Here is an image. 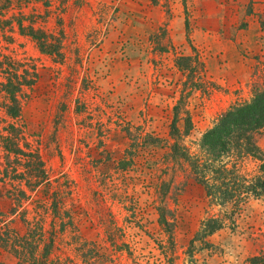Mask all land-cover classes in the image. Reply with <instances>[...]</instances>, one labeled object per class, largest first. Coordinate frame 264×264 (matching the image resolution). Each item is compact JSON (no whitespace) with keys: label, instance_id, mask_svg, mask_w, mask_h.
I'll use <instances>...</instances> for the list:
<instances>
[{"label":"rangeland","instance_id":"374dc122","mask_svg":"<svg viewBox=\"0 0 264 264\" xmlns=\"http://www.w3.org/2000/svg\"><path fill=\"white\" fill-rule=\"evenodd\" d=\"M19 11L39 14L37 25L55 34L63 26L65 59L59 62L40 52L13 22L15 41H1L10 54L31 58L41 78L20 118L6 122L19 129L21 147L26 149L27 142L39 150L45 169L58 179L53 185L63 195L72 189L65 205L72 200L78 207L75 224L83 237L74 241L72 226L62 231L50 200L40 201L45 183L32 192L24 180H10L27 190L28 217L43 226L39 255L53 230L58 234L49 264L94 263L95 258L82 259L94 241L109 258L102 256L94 264H252L250 257L264 253V198L248 195L242 203H210L182 164L164 167L161 145L140 143L146 133L159 140L168 137L185 79L173 58L175 52L191 54V44L205 63L206 77L204 86L186 98L191 127L182 142L192 154H204L203 132L229 105L248 100L253 84L264 78V0H52L50 7L40 0H12L5 17ZM162 26L167 34L159 39ZM168 36L176 44L174 53L153 48L156 37L167 42ZM99 124L103 144L117 153L115 160L101 164L96 162ZM256 141L264 152V128ZM122 158L131 161L123 170L117 168ZM154 160L156 168L148 172ZM260 163L250 155L228 160L248 178L259 172ZM5 164L0 141V170ZM63 174L72 181L69 187L62 184ZM162 182L169 184L161 203L173 221L171 235L158 222L155 185ZM10 189L0 184V194ZM210 217L220 227L209 233L205 223ZM116 227L125 232L120 240ZM84 239L88 244L82 245ZM16 263L0 248V264Z\"/></svg>","mask_w":264,"mask_h":264},{"label":"trees","instance_id":"16d2710c","mask_svg":"<svg viewBox=\"0 0 264 264\" xmlns=\"http://www.w3.org/2000/svg\"><path fill=\"white\" fill-rule=\"evenodd\" d=\"M40 1H43L46 7H50L52 4V0ZM11 8L12 0H0V124L6 122L7 119L15 121V119L20 118L24 103L34 96V87L41 78L38 66L31 58H18L10 54L7 45H3L1 39L5 40L7 44H13L15 41L13 22L17 26L18 34L29 36L36 43L35 45L40 52L51 55L54 60L59 62H63L65 59V53L62 49L65 44L66 32L63 26L59 29L58 34H55L48 27L37 25V19L42 16L39 14L28 16L22 11H19V15L12 14L11 19H7L5 15ZM49 13L48 10L46 18ZM46 18L43 21H46ZM159 31V39H163L167 34V29L162 26ZM186 39L188 42L191 41L188 35ZM153 44V48L161 53L168 50H172L173 53L175 51L176 44L172 42L169 36L167 42H162L156 37ZM189 46L192 51L191 54H177L175 52L173 58L175 65L185 75V79L179 90V97L172 108V119L168 124V137L159 140L146 133L145 138L140 143L144 146L158 147L161 145L159 148L163 151V156L159 159H161L164 167L165 165L168 167L170 162L182 164L185 170L189 171V176L203 187L205 196L208 197L210 203L223 204L227 201L242 203L248 195L264 198V152L256 141V134L264 128V78L253 84L252 96L248 100L236 101L231 106L229 105L217 115L212 124L203 132L201 147L204 154L202 156L192 154L182 142V138L191 127L190 113L185 107L186 98L193 89L204 86L206 67L195 48L191 44ZM180 122L182 123L181 127L179 126ZM101 126L102 124L98 126V137H100L99 157L96 158L98 164L117 158V153L111 150L109 145L103 144L104 131ZM18 130L13 122H6L0 126V141L3 158L5 157L6 160L5 166L0 170V184L4 187L7 185L12 187L4 193L1 190L0 194V203L3 205L0 209V248L16 259V264H49L54 261L51 254L56 248L55 239L58 232L52 231L49 242L44 246L42 254L39 255L37 251L41 242L44 241L43 226L41 223H34L28 217V210L24 204L29 198L27 190L19 186L21 183L15 185L10 180H24L32 192L38 191V186L45 183L48 188L45 187L46 193L40 201H43L45 197L47 202L50 200L48 206L54 213V218L59 219L61 230L64 231L68 226H72L77 234L74 236V241L79 239L82 242L83 237L79 232V226L75 224L74 212L79 209L72 200L67 202L69 206L65 205V199L69 198V196L66 197V194H73L72 189L70 188L71 192L66 190V194L63 195V192L61 193L59 188L53 185L52 182H57L58 179L52 178L50 172L45 169L44 159L38 149L32 148L31 144H27V142H24L26 149L21 147L17 139ZM245 155L256 157L261 161L258 168L259 172L251 178L241 175L236 165L228 164L229 158L236 157L239 159ZM157 161L154 160L149 165L148 172L153 166L155 167ZM129 164L125 158H122L119 160L117 168L123 170ZM62 177L64 179L62 184L69 187L72 184L71 179L66 174H63ZM168 185L165 182L155 185L159 200L156 210L159 214V225L171 235L173 221L168 220L165 215L168 211L163 207L165 204L161 203L164 196L167 195ZM36 203H39V199L36 200ZM39 207L37 204L35 208L37 214ZM61 208L62 214H60ZM12 216L14 217L10 218ZM98 222L100 223V220ZM205 226L210 233L218 229L220 224L215 217H210ZM23 227L26 231L21 233L20 230ZM116 229L120 233L118 239L120 240L124 237L125 232L123 228L116 227ZM106 232L108 237H111L108 230ZM84 244H88V242L85 240L82 245ZM90 244L93 248L91 253H82L83 262H88L91 258H95L96 262L105 256V253L99 251L101 248L97 249L98 243L96 241ZM124 245L129 246L128 244ZM118 249L121 250L122 248L119 247ZM105 259L108 260L109 258L105 256ZM55 260L59 261L58 258ZM249 260L252 264H264V253L254 255Z\"/></svg>","mask_w":264,"mask_h":264},{"label":"crops","instance_id":"0c3cea01","mask_svg":"<svg viewBox=\"0 0 264 264\" xmlns=\"http://www.w3.org/2000/svg\"><path fill=\"white\" fill-rule=\"evenodd\" d=\"M1 207H3V205L0 203V209H1ZM4 251V250H3Z\"/></svg>","mask_w":264,"mask_h":264}]
</instances>
